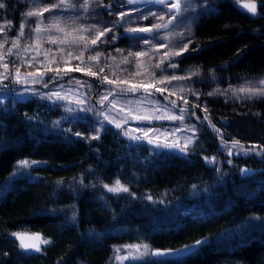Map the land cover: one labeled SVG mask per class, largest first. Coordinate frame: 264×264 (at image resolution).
Listing matches in <instances>:
<instances>
[{
	"label": "trees",
	"instance_id": "1",
	"mask_svg": "<svg viewBox=\"0 0 264 264\" xmlns=\"http://www.w3.org/2000/svg\"><path fill=\"white\" fill-rule=\"evenodd\" d=\"M3 2L0 24L11 22L10 34L17 36L25 22L20 43L26 42L35 26L34 18L25 16L30 0ZM209 2L215 11L192 26L189 51L176 58L175 69L197 73L186 79L188 104L181 107L202 128V147L187 154L151 148L109 122L98 140L84 139L74 135L73 126L54 125L62 112L51 101L30 95L0 103V264H113L114 251L123 244L166 249L201 237L209 243L183 261L152 256L127 264H264V222L248 220L264 218V154L245 155L232 147L233 140L245 149L264 145V98L207 94L264 77V7H259L264 0H257L262 15L256 17L233 0ZM102 3L128 6L124 0ZM125 38L121 32L118 42ZM10 65L33 70L12 60ZM12 86L7 81L0 90ZM168 95L153 97L170 103ZM205 157H215V163ZM23 159L40 163L17 171L16 162ZM243 168L252 172L244 176ZM117 179L129 192L113 194L103 187ZM13 232L39 233L52 243L40 253L25 252Z\"/></svg>",
	"mask_w": 264,
	"mask_h": 264
},
{
	"label": "snow or ice",
	"instance_id": "2",
	"mask_svg": "<svg viewBox=\"0 0 264 264\" xmlns=\"http://www.w3.org/2000/svg\"><path fill=\"white\" fill-rule=\"evenodd\" d=\"M235 4H237L241 9L245 10L251 16H261L262 14L258 12V4L257 0H233ZM124 3L130 5H160L163 6V9L157 13L156 11H149L146 14H142L138 19L141 20H149L152 18L154 21L150 25L147 26H138V27H129L126 29L129 33H143L150 38L143 39V43L148 45L150 51H137L132 52L129 51L127 56H124L121 60L122 64L128 65L132 64L134 71H129L127 68L122 71L128 72L127 77L121 79L116 72H113L112 75L116 77L115 79H109L108 75H103L101 78V83H106L108 85H113V89L108 91L105 95H103L99 103L103 105L105 101H109L110 96H126L127 94H135L138 92H143L141 98L136 101L128 100L125 102V106L119 108V112H124L125 107H127V114L125 115L123 120L118 121L116 117H109L106 113H100L103 115L104 120H107L110 124H114L117 129H122L123 125L128 122L129 119H136L139 122H147L151 124L154 120H180L183 121L185 119L184 113L188 111L187 108L181 107L179 109L180 115H175L169 112L166 108H161L159 106V101L151 100L155 93H160L163 95L165 91H168L169 95L165 96L166 100L169 99L170 96L175 95V91H170L166 88L160 87L159 85L170 84L172 81H179L190 79L192 75H196V72H193L186 76H178L175 74L172 75H161L159 77L156 76V73L152 71L153 68L160 69L163 73L165 69L162 67L167 62V67L176 68L178 64L175 62V58L183 55V53L189 51V45L192 43L191 39H188L186 42L173 44L172 38L179 37L181 40L184 37L191 36V25L192 23L198 19L200 13H197V8L204 9V13H211L215 11V5L210 3L209 0H202L201 4L197 5L194 3V0H124ZM101 6L106 8H112L113 5L111 3L107 5H103L101 0ZM6 5L3 0H0V9L5 8ZM82 8L85 12L89 9V0H83L82 4L77 5L74 3V0H52L51 3H44L43 0H32V7L29 11L25 13L26 17H34L35 18V26L31 28V32L35 33V39L31 44L24 45L23 51L28 52L29 49H32L34 55H32L31 59H25L21 57V64H26L28 67H32L34 64H39L44 68V71H40L37 69L35 72H27L26 74H21L20 69H15V76L13 77V83L16 84H40L43 83L44 87H48V83L44 82L43 77L51 72L54 73V77L52 79L61 80L64 76L68 75L71 72H84L85 75L98 77L100 74L105 72V68L100 65L102 53L100 51H95L94 53L91 51L94 48H97L100 43L109 42L104 40L103 38L107 36L108 33L113 31L112 28H104L101 30L97 25H92L90 27H80L76 29H72L71 31H66L64 27L61 26V19L59 16H50L47 17L49 23L45 24V13H51L54 10L59 12H65L69 10H75L77 8ZM123 7V4L120 5ZM259 7H264V4L259 5ZM140 9H132L130 12H138ZM130 12L120 11L116 13L118 19L114 21L115 24H119L124 21L125 17L130 15ZM188 12H192L193 15L188 18V23L184 25V32L171 33L164 31L163 35H160L162 30H168L175 23H182V18L185 17V14ZM112 13L109 12V15ZM9 26L11 22H6ZM55 30V32L60 35H48L47 37H42V33H47ZM0 32H4V25H0ZM88 33L89 35H85ZM25 36V22H22L19 25L18 35L12 39L11 46L8 47L5 51L0 52V61H3L5 56L13 55V49H16V55H20L21 43L20 38ZM112 40L115 39V36L111 37ZM167 41V43L156 44L155 41ZM9 43L7 36L4 37L2 41H0V49H4V45ZM44 43L56 45L57 47L53 49H45L43 47ZM161 49H166L162 55L159 56L158 62L155 64L151 63V60L155 58L156 54H159ZM192 51H196L195 48L191 49ZM117 51H121L117 49ZM87 53V55H86ZM40 56H43V60L39 59ZM129 57L133 59L130 60ZM148 57V61L146 62L144 59ZM114 60L115 58L112 57ZM73 60L79 61L74 67L71 66V62ZM98 66V71H92L93 65ZM55 65V67H52ZM63 65V67H61ZM147 65V66H145ZM2 66L5 69L4 73H0V84L3 83L4 79L8 78V68L9 65L7 63H3ZM119 67V65H117ZM137 76L143 77L141 80L136 81L135 78ZM31 78V79H29ZM70 83H74L79 87H88L91 88V85H86L84 82L80 80L70 81ZM63 87V85H61ZM154 89V91H153ZM28 91V89H25ZM73 89L69 88L62 95L60 91L51 92L49 94L42 95L41 98H46L48 100L54 101H64L67 100L69 103H75L78 106L79 111H91L90 108L79 107L86 103L85 100L80 98H76L72 100L70 98V93H72ZM184 88L180 89V92H183ZM216 93L226 94L227 91H231L234 96L239 98V95H243L244 97L251 99L254 97H264V79H260L258 81V86L255 85H244L239 88L225 90L224 93H221V90L217 88ZM192 95L198 94L194 91L191 93ZM214 93L209 92L208 95L211 96ZM239 94V95H238ZM183 100L184 104H188V101L184 99L183 96L180 97ZM2 103V101H0ZM110 103V111L115 109L119 103L117 99H112L109 101ZM135 103L137 109H133L131 105ZM145 103L151 104L150 108H142ZM170 103L173 108H175L176 100H170ZM198 105H193V107H197ZM66 112L73 113L76 112L77 109L72 107H66ZM207 112V109H202ZM163 113V114H159ZM195 115V113H192ZM205 120H208V116L205 115ZM209 123H211L209 121ZM56 127H59L60 121L54 122ZM213 129L219 133V129L215 127V125H211ZM103 124L101 122L100 127L95 129V134L90 135L88 139L98 140L100 138V130L102 129ZM189 131L195 132V127L188 129ZM67 131H71L68 129ZM133 131L140 132V135H133V132L124 131L123 135L127 136L130 140L139 141L146 140L147 143L154 145L157 148H169V149H178L180 152L187 154L188 145L194 142L192 136L186 137L184 139L183 145H181L178 141L167 142L166 133H160L159 136H154L153 133L159 132V129H134ZM175 135V130L171 133ZM77 137H83V133L76 132L74 133ZM165 137L164 142L161 141L160 137ZM222 143L227 145V141H223L221 137ZM232 147H239L241 151L247 155L250 152H255L257 155L264 154V145H253L251 148L245 149L243 145L240 144V141L233 140ZM259 149V150H257ZM231 149H229V155H231ZM205 160L209 163H215V157H205ZM39 161L23 159L16 162L17 169H28L32 165L39 164ZM231 163V161H229ZM242 175H249L252 170L243 168L240 169ZM15 171L13 175H15ZM103 187L110 193L119 194V193H127L129 192V188L121 184V181L117 179L114 185L109 186L108 184H104ZM196 186L193 185V188ZM207 189H205L206 191ZM134 195V194H133ZM147 199L151 200L152 197H147ZM249 223L252 221H261L264 222V218L260 216H252L248 218ZM241 227H244L242 225ZM12 235L16 237L19 241V247L25 252H36L40 253L43 251L42 245H49L52 243L51 240L43 237L39 233H34L32 235H28L26 233L13 232ZM209 240L207 237L203 239L196 240L192 244H185L179 248L175 249H151L149 251L150 246L147 244H130L124 245L119 248H116V256L115 260L119 262V264H124L126 260H138L146 255H152L154 257H164V258H172L178 261H183L189 257L195 256L198 252L207 244ZM126 250L123 255H121V251Z\"/></svg>",
	"mask_w": 264,
	"mask_h": 264
},
{
	"label": "rangeland",
	"instance_id": "3",
	"mask_svg": "<svg viewBox=\"0 0 264 264\" xmlns=\"http://www.w3.org/2000/svg\"><path fill=\"white\" fill-rule=\"evenodd\" d=\"M44 3H51L52 0H43ZM202 0H194V3H196L197 5L201 4ZM74 3H76L77 5L82 4L83 0H74ZM235 4V3H234ZM128 6L126 7L125 5L123 7H120L119 4H114L113 6H116L115 9H113V11L110 10H106V12L100 11L98 10V7L101 6V0H89V9L87 12H85L82 8H77L75 10H69V11H65V12H59V11H53L51 13H45V24L49 23V20L47 19V17L50 16H59L61 19V26L64 27L66 29V31H71L72 29H76V28H80V27H90L92 25H97L101 30H103L104 28H112L113 31L111 33H108L106 37H104V40H107L109 42L106 43H100L98 45L97 48L92 49L91 51L94 53L95 51H100L102 53V57H101V62L99 66H102L105 68V72L103 74H100V76L98 77H93V76H88L85 75L84 72H71L68 75L64 76L63 79L61 80H57V79H52L54 77V73H47L44 77L43 80L44 82L48 83V87H44L43 83L40 84H16L13 83V77L15 76V69L11 68L10 66V60H12L14 63H21V57H24L25 59L30 60L32 55H34V52L32 51V49H29L28 52H24L23 46L24 45H28L31 44L33 42V40L35 39V33L32 32L31 37L29 39L26 40V42L21 43V50H20V55L17 56L16 53V49H13V55L11 56H5L3 61H0V65H2L3 63H7L9 65V68L7 70L8 72V78L3 80L2 84L7 83V81L15 84V86L9 87L7 89H3L1 88L0 90V101L5 102L6 100L10 99L11 101L13 100H25L28 98V96L30 95H36L37 97H42V95L49 94L51 92H55V91H60L61 94L63 95L65 93V91L69 88H72L73 91L72 93H70V98L72 100H75L76 98H80L82 100H85L86 103L79 106V107H84V108H90L91 111H79L78 110V106L75 103H69L67 100L64 101H54L53 100H48L46 98V100H48L49 102H53L55 104V106H58L61 109L62 114L59 117H56L54 119V122L56 121H60V123H66L67 125L73 126L75 127V131L76 132H80L83 133V137L84 139H88V137L90 135H94L95 134V129L100 127V124L102 122L103 126L108 122L107 120H104L103 115H100V113H106L109 117H116V119L118 121L123 120L125 115L127 114V107H125V111L124 112H119V108L122 106H125V102L128 100L131 101H136L137 99L141 98L143 95V92L141 90V92L135 93V94H127L126 96H110L109 97V101H111L112 99H117L119 101L117 107L115 109H112L111 111L110 109V103L109 101H105V103L103 105H101L99 103L100 98L105 95L108 91L113 89V85H108L106 83H101V78L103 75H108L109 79H115L116 77H114L112 75L113 72H116V74L121 78H125L128 75V72H124L122 71L123 69L127 68L130 72L134 71L135 69L133 68L132 64H122L121 60L123 59L124 56H127L129 51L132 52H137V51H141V50H145V51H150V48L148 45H145L143 43V39L145 38H150L148 36H146L143 33H137V35L135 37H133V35L131 36H127L124 40H122L121 42H118V35L122 32V34L124 33V31L129 28V27H138V26H147L150 25L151 23H153L154 21L152 20V18H150L149 20H141L138 19L137 17H139L142 14H146L147 12L151 11H156L157 13H159L162 9L163 6L160 5H153V4H149V5H140V6H136V9H140L141 11L138 12H130V10L134 9V8H130L129 4H127ZM238 6V5H237ZM32 7V0H30L29 3V10ZM239 7V6H238ZM240 8V7H239ZM104 9V7L102 8ZM106 9H110V8H106ZM164 11H166V9H163ZM243 10V9H242ZM120 11H124V12H130V15L125 17L124 21L121 22V24L119 25V29L116 30V24L114 25V22L112 21L114 15H116L117 12ZM197 13H200L198 19L205 14L204 13V9L202 8H197ZM109 12H111L112 14L109 15ZM108 15L110 18H103L102 15ZM193 15L192 12H188L185 14V17L182 18L183 22L182 23H175L173 24L168 30H162L160 35L164 34V31L167 32H171V33H177V32H184L185 31V27L184 25H186L188 23V18H190ZM34 18V17H32ZM198 19H196L192 25L195 24V22L198 21ZM34 23H35V18H34ZM0 25H4V32H0V41H2L4 39L5 36H7L9 43L4 45V49H0V52L5 51L8 47L11 46V41L13 38L16 37V35H11L10 34V30H9V26L6 22H3ZM192 32V31H191ZM42 37H47L48 35H60L59 33L55 32V30L51 31V32H47V33H42L41 34ZM85 35H89L88 33H85ZM115 36V39L112 40L111 37ZM188 39H190V36H185L183 40H181L179 37H173L172 38V42L173 44H179V43H183L186 42ZM156 44H160V43H167V41H161V40H157L155 41ZM43 47L45 49H55L57 46L56 45H52V44H48V43H44ZM117 49H120L121 51H117ZM166 51V49H161L159 54H156L155 58H153L151 60L152 64H155L158 62V58L160 55L163 54V52ZM87 55V53H86ZM112 57H114L115 59L113 60ZM177 58V57H176ZM176 58H175V62H176ZM10 59V60H9ZM39 59L43 60V56H40ZM130 60H132V57H129ZM144 59L146 62L148 61V57L142 58ZM27 67L26 64H23ZM117 65H119V67H117ZM147 66V65H145ZM61 67H63V65H61ZM33 70H27V71H22L20 70L21 74H26L27 72H35L37 69H39L40 71H44V68L41 67V65L39 64H34L31 67ZM164 69H167V71H164L163 73L161 72L160 69H155L153 68L152 71H154L156 73V71L160 70L159 73H156V76L159 77L162 74L163 75H178V76H186L191 74V71H183V72H177L175 69L176 68H169L167 67V62L165 63V66L163 67ZM92 71H98V66H96L95 64L93 65ZM5 69L0 66V73H4ZM143 77L141 76H137L135 78L136 81L141 80ZM31 79V78H29ZM260 79H264L263 76L261 77H250L249 79H245L242 81H239V83L236 84H232V85H228L225 88H220L219 86L214 87L210 90L207 91V94L209 92L214 93L213 95L217 94L216 93V89L219 88L221 90V93H224L225 90L230 89V87L232 89L235 88H239L241 86L244 85H255L258 86V81ZM75 80H80L82 82H84L86 85H91V88L89 89L88 87H79L77 85H75L74 83H70V81H75ZM61 85H63V87H61ZM160 87L166 88L170 91H175V95H172L171 98L172 100H176V104L177 106L175 108L172 107L171 103H168L164 100H159L156 97H150L151 100H156L159 101V106L161 108H166L169 112L175 114V115H180V111L179 109L181 108V106L184 104L183 100L180 99L181 96L184 97L185 99V94H186V90L189 89V85L187 84L186 79L185 80H179V81H172L170 84H165V85H159ZM184 88L183 92H180V89ZM25 89H28V91H25ZM168 93V91H166ZM196 92V91H194ZM192 93V91H191ZM169 94V93H168ZM220 94V93H219ZM225 96H229L230 99L232 100H240V99H248L246 97H244L243 95H239V98H237V96H234L232 94L231 91H227L226 94H223ZM256 98H264V97H256ZM66 107H72L74 109H77L76 112L73 113H68L66 112ZM131 107L135 110L137 109V106L135 103H133L131 105ZM142 108H150L152 107L151 104L145 103L143 106H141ZM159 114H163V113H159ZM185 119L183 121L180 120H154L151 124H148L147 122H139L136 119H129L128 122L126 124L123 125L122 129H119L121 132L124 131H130L133 132V135H140V132L137 131H133L134 129H159V132L157 133H153L154 136H159L160 133H166L167 137L166 140L167 142H173V141H178L181 145H183L184 143V139L186 137L192 136L194 139V142L192 144L188 145V149H192V148H197V147H202V139H200V135L202 133V128L200 127V125L195 122L189 115L188 113H184ZM114 125V124H113ZM195 127V132L193 131H189L188 129ZM103 128V127H102ZM175 130V135H172L171 133ZM101 131V130H100ZM161 141L164 142L165 137L161 136L160 137ZM138 142H145L146 144H148L151 148H156V149H163L166 151H170V152H178V153H182L180 152L178 149H169V148H157L152 144L147 143L146 140H139ZM17 171H20V169H17ZM22 233V232H20ZM28 234L29 236L32 235L31 233L28 232H23ZM19 242V241H18ZM134 244H143V243H134ZM124 245H130V244H123ZM43 246V245H42ZM121 247V246H119ZM117 247V248H119ZM116 250V249H115ZM126 250H122L121 251V255L124 254ZM149 251H151V248H149ZM114 256H113V264H119L118 261L115 260V256H116V251H114ZM146 257H152V255H146L144 257H142L141 259H146ZM141 259L138 260H126L124 261V264L127 263H135V261H139ZM112 264V263H111Z\"/></svg>",
	"mask_w": 264,
	"mask_h": 264
},
{
	"label": "water",
	"instance_id": "4",
	"mask_svg": "<svg viewBox=\"0 0 264 264\" xmlns=\"http://www.w3.org/2000/svg\"><path fill=\"white\" fill-rule=\"evenodd\" d=\"M154 5V4H153ZM129 6H130V8H135L136 6H140V5H130L129 4ZM124 35H127V36H131V35H136V33H129V32H127L126 30L124 31V33H123ZM221 122L222 123H225L226 121H225V119H221ZM204 237H201L200 239H203ZM199 240V239H198ZM195 241H192V242H190V243H187V244H192V243H194ZM183 245H185V244H183ZM183 245H179V247H181V246H183ZM179 247H174V248H166V249H175V248H179ZM157 249H162V248H157ZM157 258V257H156ZM158 258H164V257H158Z\"/></svg>",
	"mask_w": 264,
	"mask_h": 264
}]
</instances>
